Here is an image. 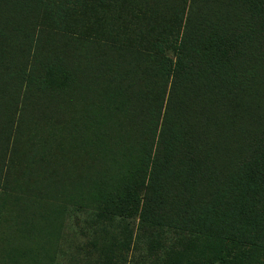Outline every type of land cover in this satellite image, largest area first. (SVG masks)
<instances>
[{"label": "trees", "instance_id": "1", "mask_svg": "<svg viewBox=\"0 0 264 264\" xmlns=\"http://www.w3.org/2000/svg\"><path fill=\"white\" fill-rule=\"evenodd\" d=\"M83 98L98 124H37ZM122 159L106 213L257 258L264 0H0V191L41 204Z\"/></svg>", "mask_w": 264, "mask_h": 264}, {"label": "rangeland", "instance_id": "2", "mask_svg": "<svg viewBox=\"0 0 264 264\" xmlns=\"http://www.w3.org/2000/svg\"><path fill=\"white\" fill-rule=\"evenodd\" d=\"M86 102L83 98L41 104L37 109L46 119L38 118L37 124L45 125V120L52 127L76 120L98 124V116L87 115L92 107ZM126 162L97 164L107 168L96 186L68 185L66 179L65 190L41 204L0 191V264H199L215 255L218 247L195 234L144 223L135 213L114 215L103 210V198L127 175ZM247 252L246 247L234 248L230 257H241L244 264H264V249L252 259Z\"/></svg>", "mask_w": 264, "mask_h": 264}]
</instances>
